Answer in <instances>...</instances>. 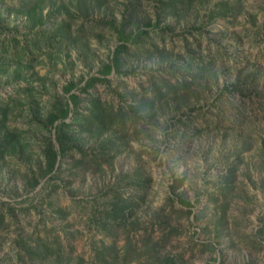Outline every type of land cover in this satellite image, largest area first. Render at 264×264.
Masks as SVG:
<instances>
[{"label":"rangeland","instance_id":"1","mask_svg":"<svg viewBox=\"0 0 264 264\" xmlns=\"http://www.w3.org/2000/svg\"><path fill=\"white\" fill-rule=\"evenodd\" d=\"M20 1L0 0V264H264V0ZM147 22L166 46L104 80L112 25ZM93 99L101 129L74 120Z\"/></svg>","mask_w":264,"mask_h":264},{"label":"trees","instance_id":"2","mask_svg":"<svg viewBox=\"0 0 264 264\" xmlns=\"http://www.w3.org/2000/svg\"><path fill=\"white\" fill-rule=\"evenodd\" d=\"M168 0H160V5H164V6H174V3L172 4H168L167 3ZM32 4V1L30 0H23L22 2H19V7L18 9H23L26 8L28 6H30ZM1 22V21H0ZM146 26H150L151 30H148L144 27H137L135 30H129L127 31L125 29V25L123 26H113L112 28L115 32V34L118 37L119 43L116 45V47L112 50L110 57H108L107 62L101 67L100 69V74L103 75L104 80L108 81L110 80V78L114 75H117L121 78H123V73H122V68L124 67V63L128 58L131 59H135L136 57L142 56L144 55L145 57H147L148 59H151L154 54L158 53V46H161L162 48H164L166 46L165 42L159 40L154 39V36L157 35H161L164 34V32H168V30L171 28V24L170 23H166V26H159L158 23H154L153 25H149V22L146 23ZM157 30V31H155ZM161 39H163V37H161ZM183 41L186 43L189 39V35L185 34L184 37H182ZM200 47V42L197 45V48ZM183 60H185L188 64L190 65H198V63L196 62V56L193 55L192 52H190L189 50H186V48H184L183 51ZM170 56V55H169ZM167 56V58L169 57ZM195 56V57H194ZM169 63H172V65H176L177 60L170 58ZM168 63V67H171V64L169 65ZM174 69V67H172ZM163 72H167V69H163ZM170 73V72H169ZM109 75H111L110 77H108ZM174 77H176L175 75H173ZM99 79L98 77H89V79L86 82V86L90 85L94 80ZM165 80V79H164ZM178 80V79H177ZM156 82H150L149 85L154 86ZM183 84H185L183 82ZM173 85L179 87L180 86V82L175 81L174 84L166 82L164 83V86L166 87L165 93L170 91L171 88L173 87ZM73 85L70 83V85L66 86V91L69 92V101H64V103L62 104H55L54 108L56 110V112H52L48 115L47 118V122L50 125H53V123L55 121H59V124H57L56 126L53 125V127L55 128V138L56 140L59 142V148L56 149L55 146L52 144V142L49 143V145L46 147L44 153H45V160H46V164H45V169L43 171V175L46 176L50 173H52L54 170L57 169L56 163L58 160V157L60 155H63L64 150H65V145H64V141L63 138L66 137L65 133H63L62 131V126L65 125V119L69 117V113L71 112V108H70V101L73 102V104L77 105V102L79 100V94L76 91H73L72 93H70V90L72 89ZM177 87H175L177 89ZM164 93V94H165ZM160 99V96L156 93V91H152V97L150 95H146V94H142L141 98L138 99L137 102H135V106L138 105L139 106V111L140 112H144L145 114L147 113L148 116L151 114L152 110H153V102L155 100ZM90 104H87V107L89 108V111H87L86 114H80V113H76L74 116V120H78L81 119L79 121H83L85 119L87 120H92L95 121V123L97 124V128L101 129L104 127V120H102V116H98V117H94L96 116V111L98 109H100V107H98V105L96 104V101L90 100ZM124 106V104H123ZM125 108V106H124ZM98 114V113H97ZM43 176V177H44ZM118 203H113V209L117 208ZM111 215H113L112 213H109ZM110 215V216H111ZM113 217V220H111V223H115V224H120L122 220H124V216L123 215H113L111 216ZM102 247L105 248H109L110 245H102ZM111 248V247H110ZM117 258V257H116ZM122 259V258H121ZM174 257L168 256L164 259L165 263L168 264L170 262V264H173L174 262ZM127 262H129V260H127Z\"/></svg>","mask_w":264,"mask_h":264}]
</instances>
